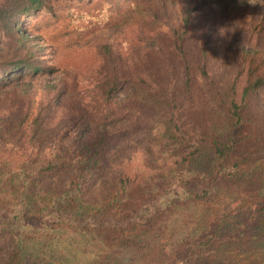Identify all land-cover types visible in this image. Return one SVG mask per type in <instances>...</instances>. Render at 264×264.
Wrapping results in <instances>:
<instances>
[{"label": "trees", "instance_id": "1", "mask_svg": "<svg viewBox=\"0 0 264 264\" xmlns=\"http://www.w3.org/2000/svg\"><path fill=\"white\" fill-rule=\"evenodd\" d=\"M61 22L69 40L32 32ZM249 132L264 138V0H0L4 264H205L252 223L204 211Z\"/></svg>", "mask_w": 264, "mask_h": 264}, {"label": "rangeland", "instance_id": "2", "mask_svg": "<svg viewBox=\"0 0 264 264\" xmlns=\"http://www.w3.org/2000/svg\"><path fill=\"white\" fill-rule=\"evenodd\" d=\"M65 25L66 23L61 22L53 26H35L32 28V32L35 30L47 40L59 43L60 41L63 42L65 38L69 40V36H65L64 33ZM243 50L248 52L250 49L244 47ZM63 56L65 54H61V58ZM229 70L234 72V68L230 67L223 72L226 79L233 74ZM216 75L222 80V75L218 73ZM60 78V75H44L35 84L38 87H43L45 84L55 83ZM132 91L133 89L130 87L124 88L121 97L127 96ZM162 108L163 103L158 105L155 111L159 112ZM248 134L252 135L246 137L236 156L240 163L238 175L224 184L220 196L206 204L204 211L209 216L212 227L225 222L232 224L240 219L244 224L245 222L252 223L246 226V231L242 232L235 245L230 246L227 240H222L219 252L210 257L205 264H264V138L250 132L246 133L245 136ZM68 177L69 174L62 177H48L45 181H48L54 190L61 192ZM110 179V176L102 178L100 186L88 191V197L97 200L105 196V187ZM199 224L200 222L196 218V231L199 232L204 229L206 232L208 230ZM10 246V240L3 243L0 264H4L3 257L10 250ZM194 264L200 263H196L194 260Z\"/></svg>", "mask_w": 264, "mask_h": 264}]
</instances>
